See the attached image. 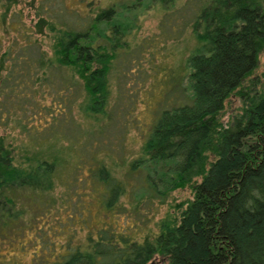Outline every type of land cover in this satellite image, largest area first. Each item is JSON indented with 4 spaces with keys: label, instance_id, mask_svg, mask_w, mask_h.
I'll return each instance as SVG.
<instances>
[{
    "label": "trees",
    "instance_id": "trees-1",
    "mask_svg": "<svg viewBox=\"0 0 264 264\" xmlns=\"http://www.w3.org/2000/svg\"><path fill=\"white\" fill-rule=\"evenodd\" d=\"M171 1L114 0L99 6L82 28L50 23L54 53L38 60L40 67L64 73L57 101H74L75 70L84 112L93 117L103 112L110 61L140 8L135 3L165 8ZM190 27L196 44L184 59L189 99L162 107L149 126L127 166L141 180L118 177L101 159L89 172L103 185L100 205L108 215L121 207L125 191L132 195V210L144 197L161 203L185 184L191 196L175 202L177 213L159 217L155 230L140 234L132 223L118 226L106 219L81 240L69 236L52 257L44 253L50 245L42 254L33 249L38 262L32 264H264V80L251 75L264 49V0H204ZM11 50L0 51V65L10 74ZM232 92L240 104L224 122L221 112ZM12 148L0 135V243L23 245L26 229L40 228L35 221L41 212L27 213V203L43 212L53 208L55 198L46 192L67 159L58 145L46 154L42 146L24 152L18 161Z\"/></svg>",
    "mask_w": 264,
    "mask_h": 264
},
{
    "label": "rangeland",
    "instance_id": "rangeland-1",
    "mask_svg": "<svg viewBox=\"0 0 264 264\" xmlns=\"http://www.w3.org/2000/svg\"><path fill=\"white\" fill-rule=\"evenodd\" d=\"M111 1L0 0V51L9 46L15 58L9 59L14 63L11 74L0 65V135L13 145L17 161L23 160L24 152L42 146L46 154L54 145L67 159L46 192L55 198L53 208L43 212L38 204L27 203V213L41 212L35 221L40 228L28 227L20 237L23 245L17 241L0 243V264L38 262L32 258V250L42 254L48 245L51 249L44 253L52 257L69 236L72 242L81 240L88 228L94 229L106 219L118 226L132 223L129 227H136L140 234L155 230L159 217L177 213L175 202L191 196V187L185 184L172 188L161 203L155 197L151 202L144 197L132 210V195L125 191L119 196L121 207L108 215L100 205L103 185L90 175L89 168L101 159L118 177L130 174L135 182L141 180L137 172L128 173L127 166L140 152L149 126L162 107L189 99L184 59L196 44L190 19L204 0H172L165 8L135 3L140 8L132 26L120 36L110 61L109 98L104 111L94 117L83 110V89L75 70L74 101H57L64 73L39 66L40 55L54 53L50 23L82 28L99 6ZM5 72L7 79L2 76ZM251 75L264 80V49ZM244 83H249L248 77ZM239 104L236 93L227 96L221 112L224 122Z\"/></svg>",
    "mask_w": 264,
    "mask_h": 264
}]
</instances>
